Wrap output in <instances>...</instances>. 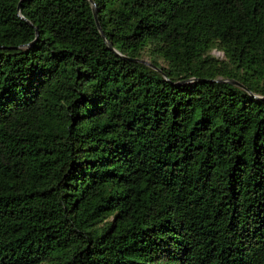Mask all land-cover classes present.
Wrapping results in <instances>:
<instances>
[{
    "label": "trees",
    "instance_id": "obj_1",
    "mask_svg": "<svg viewBox=\"0 0 264 264\" xmlns=\"http://www.w3.org/2000/svg\"><path fill=\"white\" fill-rule=\"evenodd\" d=\"M0 264H264V0H0Z\"/></svg>",
    "mask_w": 264,
    "mask_h": 264
},
{
    "label": "water",
    "instance_id": "obj_2",
    "mask_svg": "<svg viewBox=\"0 0 264 264\" xmlns=\"http://www.w3.org/2000/svg\"><path fill=\"white\" fill-rule=\"evenodd\" d=\"M94 16H95V19H96V13L94 12ZM96 25H97V27H98V29H99V25H98V22H97V20H96ZM139 62H141V63H143V64H146V65H150L148 62H146V61H139ZM230 84H232V85H237V83L236 82H230Z\"/></svg>",
    "mask_w": 264,
    "mask_h": 264
},
{
    "label": "rangeland",
    "instance_id": "obj_3",
    "mask_svg": "<svg viewBox=\"0 0 264 264\" xmlns=\"http://www.w3.org/2000/svg\"><path fill=\"white\" fill-rule=\"evenodd\" d=\"M213 55H214L215 57H217V58H222V54L219 53V52H217V51H214V52H213Z\"/></svg>",
    "mask_w": 264,
    "mask_h": 264
}]
</instances>
